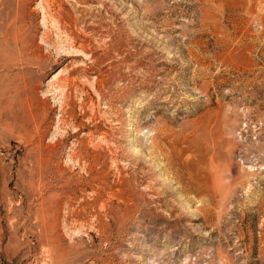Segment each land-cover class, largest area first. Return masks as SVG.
Returning a JSON list of instances; mask_svg holds the SVG:
<instances>
[{"label": "rangeland", "instance_id": "374dc122", "mask_svg": "<svg viewBox=\"0 0 264 264\" xmlns=\"http://www.w3.org/2000/svg\"><path fill=\"white\" fill-rule=\"evenodd\" d=\"M263 3L0 0V264H264Z\"/></svg>", "mask_w": 264, "mask_h": 264}, {"label": "bare ground", "instance_id": "6f19581e", "mask_svg": "<svg viewBox=\"0 0 264 264\" xmlns=\"http://www.w3.org/2000/svg\"><path fill=\"white\" fill-rule=\"evenodd\" d=\"M263 4H264V3H263ZM263 4H262V5H263ZM263 7H264V5H263ZM263 18H264V17H263ZM233 37H234V36H233ZM237 51H238V50H237ZM237 51H236V52H237Z\"/></svg>", "mask_w": 264, "mask_h": 264}]
</instances>
